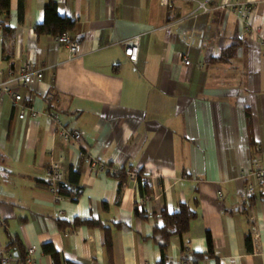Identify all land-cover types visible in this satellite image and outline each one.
<instances>
[{
    "label": "crops",
    "instance_id": "0c3cea01",
    "mask_svg": "<svg viewBox=\"0 0 264 264\" xmlns=\"http://www.w3.org/2000/svg\"><path fill=\"white\" fill-rule=\"evenodd\" d=\"M48 1L10 0L0 36V80L26 62L45 68L41 83L18 86L24 103L41 110L36 118L20 119L10 96L0 97V249L13 251L10 264H27L30 246L37 264H54L46 243L59 264H156L160 247L149 237L162 208L181 202L198 214L185 237L189 249L206 253L212 238L213 255L199 264H264V194L250 196L243 178L264 167V45L254 33L264 32V0H240L255 5L250 31L218 6L224 0L207 12L197 10L205 0H54L74 20L66 34L80 43L75 56L56 36L36 32ZM134 36L140 45L131 61L125 42ZM229 47L228 59H214ZM52 112L82 132V144L60 138ZM83 147L106 164L142 168L151 187L145 212L154 215L137 217L138 182L128 180L119 196L118 180L94 173ZM56 162L75 200L56 202L49 192L47 169ZM71 169L79 170L77 182ZM76 217L112 227L111 253L101 228L59 224ZM254 228L260 235L249 247ZM15 236L21 253L8 247ZM180 245L171 238L175 262Z\"/></svg>",
    "mask_w": 264,
    "mask_h": 264
},
{
    "label": "built area",
    "instance_id": "2783aa9c",
    "mask_svg": "<svg viewBox=\"0 0 264 264\" xmlns=\"http://www.w3.org/2000/svg\"><path fill=\"white\" fill-rule=\"evenodd\" d=\"M164 4H168L169 0H162ZM213 0H205L198 2L197 10H202L203 12L210 11L213 7L209 3ZM219 7L229 8L233 10L237 16L241 19L246 30L250 31L253 29L250 17L255 10V5L252 2H244L240 0H224L221 2ZM252 27V28H251ZM2 26L0 24V36L2 33ZM254 33L257 36L258 41L264 45V32L259 31L258 28L254 29ZM58 43L65 44L72 56L78 55L80 53L81 47L78 41L72 40L67 34H62L55 37ZM140 45V36H134L130 40L125 42V54L131 61H136L138 58ZM185 64H189L190 60L188 58L184 59ZM44 67L36 66L32 62H26L21 67L16 69H11L8 73L6 79L0 80V97L7 94L12 99V105L18 108L19 118L24 119L26 117L36 118L41 110L37 109L33 101L29 103H24V98L21 92L18 90V86L41 83L44 79ZM51 119L56 126V132L61 139L65 141H71L77 144H82V132L77 128H68L64 126L59 118L57 112L51 113ZM81 155L84 157L85 164L94 172H112L114 174L119 171L115 167H109L106 163L99 160L92 151L88 150L86 147L81 149ZM47 174L49 177L48 190L53 194L55 201L59 202L64 195L59 192V188L62 185L63 180V170L60 163H52L48 169ZM128 179L131 181L137 180V173L135 171H130L127 173ZM243 178L245 181V187L247 193L250 196H254L257 192L264 194V167L258 169L247 170L243 172ZM219 195L222 192L219 191ZM139 208H145L150 203V197H139L138 200ZM64 211L62 209L56 210V216L58 218L62 217ZM70 232V231H68ZM68 233H66L67 235ZM252 241L259 238L260 233L256 228H254L251 233ZM15 259L13 251L10 249L4 250L0 249V264H10ZM25 263L27 264H37V259L35 258V246H30L27 249L25 255Z\"/></svg>",
    "mask_w": 264,
    "mask_h": 264
},
{
    "label": "trees",
    "instance_id": "16d2710c",
    "mask_svg": "<svg viewBox=\"0 0 264 264\" xmlns=\"http://www.w3.org/2000/svg\"><path fill=\"white\" fill-rule=\"evenodd\" d=\"M10 9V0H0V24L2 26V33L8 30V26L6 24V19L8 18ZM45 17L44 21L36 26V32L38 34H52L54 36H59L62 34H66L69 30L74 27V20H72L69 16L60 14L58 12L57 2L54 0L48 1L44 6ZM233 47H229L228 51H224L223 54L214 58L215 60H224L228 59L230 52ZM84 160V157H82ZM109 167H115L119 171L114 174L112 172H108V174L118 180V195L120 196L123 187L128 182L127 173L130 171H135L137 173V182L140 190V197H151V187L148 181V174L142 169H136L133 166L128 167H118L113 166L111 163H107ZM70 180L73 182H77L79 178V170L71 169L70 170ZM59 192L63 195H70L72 199L75 200L78 192L71 193L67 187L60 186ZM105 210H108V204L104 203L103 205ZM146 209L143 206L142 209L139 208L138 202H136L135 215L139 218H149L153 216L152 214H146ZM196 210L188 203L181 202L176 209L170 210L167 206H164L160 212V217L162 219L161 225H155L153 228V232L149 238L153 239L156 243L159 244L161 251V258L156 262V264H199L200 261L207 257L213 255V246H212V238L211 235L207 234V244H208V252H193L189 249L188 244L185 242V237L190 230L191 222L197 217ZM59 224L62 226H71L78 227L81 225H88L93 227H99L104 232V246L108 250L109 253L112 251L113 241H112V227L106 225L100 220L94 218H82L76 217L73 221H66L64 219H59ZM116 227H123V222H115ZM174 236H178L180 239V253L181 257L179 262H175L171 260L167 255V250L170 247L171 238ZM246 243L249 247L252 244L251 235H247ZM8 247L14 248V251L23 250L22 243L20 242L18 237H11ZM43 249L46 253H49L54 261V264H59L60 262V254L54 248L53 244L46 243L43 246ZM26 253V252H25ZM25 253H23V260L25 261Z\"/></svg>",
    "mask_w": 264,
    "mask_h": 264
},
{
    "label": "water",
    "instance_id": "95a60500",
    "mask_svg": "<svg viewBox=\"0 0 264 264\" xmlns=\"http://www.w3.org/2000/svg\"><path fill=\"white\" fill-rule=\"evenodd\" d=\"M0 169H4V168L0 167Z\"/></svg>",
    "mask_w": 264,
    "mask_h": 264
}]
</instances>
